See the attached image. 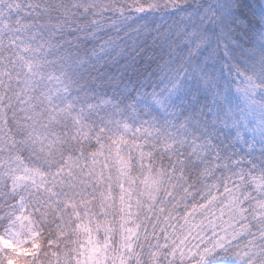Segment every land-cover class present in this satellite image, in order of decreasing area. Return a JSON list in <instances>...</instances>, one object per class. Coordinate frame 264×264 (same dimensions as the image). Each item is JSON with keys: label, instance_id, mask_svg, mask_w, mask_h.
<instances>
[{"label": "snow or ice", "instance_id": "6c2138e0", "mask_svg": "<svg viewBox=\"0 0 264 264\" xmlns=\"http://www.w3.org/2000/svg\"><path fill=\"white\" fill-rule=\"evenodd\" d=\"M0 264H264V0H0Z\"/></svg>", "mask_w": 264, "mask_h": 264}]
</instances>
